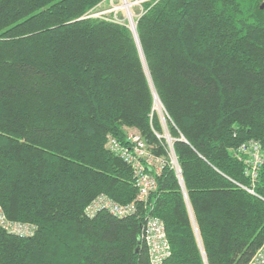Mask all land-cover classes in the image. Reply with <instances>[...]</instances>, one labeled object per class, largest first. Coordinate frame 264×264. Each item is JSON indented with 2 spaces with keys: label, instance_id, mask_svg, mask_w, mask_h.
Wrapping results in <instances>:
<instances>
[{
  "label": "trees",
  "instance_id": "16d2710c",
  "mask_svg": "<svg viewBox=\"0 0 264 264\" xmlns=\"http://www.w3.org/2000/svg\"><path fill=\"white\" fill-rule=\"evenodd\" d=\"M105 1L0 0V211L34 228L0 227V264H151L150 216L162 264H246L264 242V0H141L138 45L94 14ZM154 94L180 177L146 166L155 185L140 199L108 140L136 133L167 159ZM250 139L253 183L234 155ZM101 196L135 209L88 216Z\"/></svg>",
  "mask_w": 264,
  "mask_h": 264
},
{
  "label": "built area",
  "instance_id": "2783aa9c",
  "mask_svg": "<svg viewBox=\"0 0 264 264\" xmlns=\"http://www.w3.org/2000/svg\"><path fill=\"white\" fill-rule=\"evenodd\" d=\"M155 101V98H154ZM159 110H156L160 116L163 133L157 134L162 137L167 146V159L163 157L155 156L151 154L141 137L136 133H130V145L122 146L114 138L108 140V144L111 149H114L119 156L130 165L134 184L138 189V197L144 199L147 197L151 189L154 188V175L158 174L162 167L166 164H170L174 167L176 174L180 177L179 167L176 161V157L173 151V139L168 136L166 131V125L164 121L165 110L162 106ZM234 155L242 160L244 165V173L247 175L253 183L257 177L258 171L263 163L262 152L259 143L256 140L250 139L241 143L235 150ZM145 165H144V163ZM148 165L153 169V173L150 172ZM147 166V167H146ZM253 184H251L252 186ZM243 186L249 192H253L252 187ZM106 209L111 213L121 215L127 214L133 211L135 208L132 204H118L107 197L101 196L96 200H93L85 209L88 216L94 215L97 211ZM0 227L7 233L16 235L18 237H26L33 233V226L30 223L21 221L8 220L0 211ZM141 237L148 249V255L151 264H162L163 260L169 256L170 248L166 239L165 229L163 222L154 216H150L145 220L144 225L141 228ZM246 264H264V242L258 247L253 255L249 258Z\"/></svg>",
  "mask_w": 264,
  "mask_h": 264
},
{
  "label": "rangeland",
  "instance_id": "374dc122",
  "mask_svg": "<svg viewBox=\"0 0 264 264\" xmlns=\"http://www.w3.org/2000/svg\"><path fill=\"white\" fill-rule=\"evenodd\" d=\"M140 1L141 0H107L103 2L102 5L100 6L101 9L103 10L96 12L94 14H99V15L109 14L108 16L112 15L113 18L116 19L117 21L124 22L130 28V30L134 28V32H132V34L134 36L135 42L138 45L139 43L136 37V31H135V20L141 11L140 3H139ZM157 101L158 100L156 97L153 103V107L156 110H159V107H155L156 105L160 106L159 101L158 102Z\"/></svg>",
  "mask_w": 264,
  "mask_h": 264
},
{
  "label": "water",
  "instance_id": "95a60500",
  "mask_svg": "<svg viewBox=\"0 0 264 264\" xmlns=\"http://www.w3.org/2000/svg\"><path fill=\"white\" fill-rule=\"evenodd\" d=\"M262 7H264V4L262 5ZM132 32H134V28L131 29ZM154 98H156V95L154 94Z\"/></svg>",
  "mask_w": 264,
  "mask_h": 264
},
{
  "label": "bare ground",
  "instance_id": "6f19581e",
  "mask_svg": "<svg viewBox=\"0 0 264 264\" xmlns=\"http://www.w3.org/2000/svg\"><path fill=\"white\" fill-rule=\"evenodd\" d=\"M130 22H132V21H130ZM157 102H158V101H157ZM157 102H156V103H157ZM156 103H155V104H156Z\"/></svg>",
  "mask_w": 264,
  "mask_h": 264
}]
</instances>
